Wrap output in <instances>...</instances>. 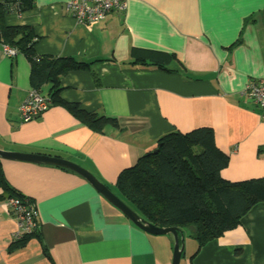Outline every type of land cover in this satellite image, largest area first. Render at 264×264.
<instances>
[{
  "label": "crops",
  "instance_id": "0c3cea01",
  "mask_svg": "<svg viewBox=\"0 0 264 264\" xmlns=\"http://www.w3.org/2000/svg\"><path fill=\"white\" fill-rule=\"evenodd\" d=\"M66 1L33 0L3 21L28 26L38 54L89 63L59 76V99L117 126L93 131L58 103L22 122L18 107L32 89L30 66L20 52L0 51V149L67 159L112 187L160 136L206 126L228 155L222 177L264 176V123L239 94L248 80L264 76V0H126L122 12L87 26L68 14ZM132 48L173 54L172 71L133 64ZM48 89L44 84L40 92ZM0 161L12 188L34 201L40 230V239L8 250L17 223L0 188V264H170L171 235L142 231L79 174ZM189 231L182 264H264V201L196 253Z\"/></svg>",
  "mask_w": 264,
  "mask_h": 264
},
{
  "label": "trees",
  "instance_id": "16d2710c",
  "mask_svg": "<svg viewBox=\"0 0 264 264\" xmlns=\"http://www.w3.org/2000/svg\"><path fill=\"white\" fill-rule=\"evenodd\" d=\"M32 5L33 0H0L1 43L13 47L27 59L32 89L40 91L47 84L52 103L62 104L93 131L102 132L107 125L117 126L113 118L85 112L74 103L59 99V76L89 63L72 56L38 54L34 51L36 39L28 26L4 23L5 14L19 13ZM130 56L133 64L156 66L167 72L172 71L167 63L175 59L171 53L140 48H132ZM227 164L228 155L215 145L210 127L200 126L183 132L173 130L160 136L155 146L131 166L119 171L114 190L105 185L140 218L159 227H174L183 235L184 229L190 228V236L196 241V253L208 240L238 226L240 218L254 204L264 201V176L229 180L221 175ZM0 188L3 200L18 196L26 199L27 205L34 204L31 198L12 188L4 176L1 161ZM34 219L37 228L19 239H12L8 250L24 245L32 236L40 239L37 215ZM42 249L47 255L44 246Z\"/></svg>",
  "mask_w": 264,
  "mask_h": 264
},
{
  "label": "built area",
  "instance_id": "2783aa9c",
  "mask_svg": "<svg viewBox=\"0 0 264 264\" xmlns=\"http://www.w3.org/2000/svg\"><path fill=\"white\" fill-rule=\"evenodd\" d=\"M126 0H67L64 7L68 14L83 25H89L105 18L111 11L122 12L126 8ZM0 51L8 57L16 55L17 51L7 45L0 44ZM240 96L249 99L258 109V116L264 123V76L248 80L239 91ZM52 103L49 95L36 89H30L20 103L18 110L22 122L36 118ZM26 199L18 196H8L3 203L8 206L11 215L17 223V229L11 239H19L37 228L34 217L37 215L33 203L27 205Z\"/></svg>",
  "mask_w": 264,
  "mask_h": 264
},
{
  "label": "water",
  "instance_id": "95a60500",
  "mask_svg": "<svg viewBox=\"0 0 264 264\" xmlns=\"http://www.w3.org/2000/svg\"><path fill=\"white\" fill-rule=\"evenodd\" d=\"M1 44V38H0ZM156 149H154L155 151ZM0 158L22 160L41 164H52L74 171L83 177L104 199L117 208L133 225L152 235L169 234L173 239L172 256L170 264H179L183 251V234L174 227H159L138 216L126 203L113 193L104 183L98 180L91 172L80 165L57 156L32 154L18 151L0 149Z\"/></svg>",
  "mask_w": 264,
  "mask_h": 264
},
{
  "label": "rangeland",
  "instance_id": "374dc122",
  "mask_svg": "<svg viewBox=\"0 0 264 264\" xmlns=\"http://www.w3.org/2000/svg\"><path fill=\"white\" fill-rule=\"evenodd\" d=\"M111 188H113V186L111 187ZM190 232V231H189ZM180 264H182L183 263V259L181 258L180 259V262H179Z\"/></svg>",
  "mask_w": 264,
  "mask_h": 264
}]
</instances>
